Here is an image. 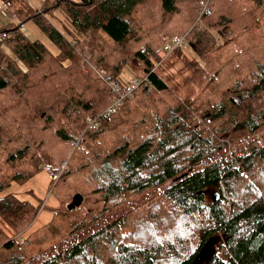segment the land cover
Returning <instances> with one entry per match:
<instances>
[{
	"label": "trees",
	"instance_id": "16d2710c",
	"mask_svg": "<svg viewBox=\"0 0 264 264\" xmlns=\"http://www.w3.org/2000/svg\"><path fill=\"white\" fill-rule=\"evenodd\" d=\"M204 1L44 0L0 29V264H264V141L252 136L264 132V0ZM30 22L46 39L21 28ZM177 37L188 49L162 64L158 51ZM180 60L190 91L165 75ZM133 80L114 105L110 83L124 92ZM249 135L235 164L228 147ZM46 166L61 206L1 196ZM154 187L86 239L35 259ZM77 193L83 204L69 210ZM41 210L53 220L23 238Z\"/></svg>",
	"mask_w": 264,
	"mask_h": 264
},
{
	"label": "rangeland",
	"instance_id": "374dc122",
	"mask_svg": "<svg viewBox=\"0 0 264 264\" xmlns=\"http://www.w3.org/2000/svg\"><path fill=\"white\" fill-rule=\"evenodd\" d=\"M18 2H19V4L25 3L24 0H18ZM205 2H209V0L204 1L203 3H205ZM203 3L201 5V7H202L201 14L202 15L203 14H210L211 10H210L209 5H207L208 6V13H205ZM219 11H221V10L219 9ZM237 16L241 18L240 14H237ZM216 19L217 18H213V19H211V21H216ZM55 23H58V22H55ZM18 24H20V22H18ZM23 27H25V25L21 24L22 29H23ZM250 28L251 29H257L255 23H253L250 26ZM24 31H26L31 36L32 39H34V38L46 39V37L42 34V32L32 22H30L29 24L26 25V28H24ZM3 34L5 35V37L8 36V33H3ZM3 37L4 36H0V38H3ZM184 49H188V47L184 48ZM191 56H194L193 53H191ZM173 57H174V55L171 53L164 54L162 64L169 62V60L173 59ZM242 64H243V66H241V67H244V66L248 67V66H250L249 65L250 61L249 60L245 61V59H244ZM183 66H184V62L182 60L177 61L173 65H168V66H166L165 75L168 78L169 82L173 86H175L176 88H179V89H182L185 91H190V89L187 86H186V88H184L185 87L184 81H185V77L188 75V72L187 71H183V72L179 71L180 69H182ZM159 69H160V67L157 69V71H159ZM126 77H127V75L122 76V80L126 79ZM253 104H254V108L259 107V105L257 103L253 102ZM43 116H44V114H42V117ZM143 119H146V122H145L146 125L152 126L151 120H149L148 118H143ZM138 120H139V117H131L129 119V124L132 126L133 122L138 121ZM126 126L127 125H124V128L122 130L125 134L127 133ZM252 136H253V138L260 139L261 142L263 143L264 132H259L258 134L256 133L255 135H252ZM251 138L252 137H250V135L245 137V139H243L240 142V145L239 144H230L228 147V150L226 152L227 158L233 160L235 162V164H238V161H236V158L240 157L242 154L240 151V146L246 145L248 143V141L251 140ZM204 165H206V164H204ZM204 165H200V166H198V168H201ZM207 165H209V164H207ZM238 167H240V166L238 165ZM48 169L51 170V172L53 173V176L51 175V173L49 172ZM241 170H242V168H241ZM58 176L59 175L55 173L54 169L46 166L44 168L43 172H40L39 174H37L34 178H32L24 186H20L16 182H13L11 187L7 191L3 192L1 194V196L12 193L17 198H19L20 200H23V197L27 196L30 200L35 201V202H32L30 200H24V201H29L36 206H39L41 204L43 207L49 206V207H56L57 208V207L61 206V201L56 196V193L53 190L55 184L52 185V180L56 179ZM18 190H20V191H18ZM55 190L61 191V190H63V188L61 186H58ZM160 191H161L160 187H154V188L148 190L147 192L139 195L135 200L124 203L123 205L117 207L111 213L104 215L103 218H101L98 221L94 222L93 224L87 226L86 228L84 227L82 230H78V232L67 237L64 240H59L54 246H48L43 255H42V250H40L41 255H37L35 257V259H38L40 256H45L46 259H48L49 257H53V255H57L59 248H61V247L65 248L69 245H73L75 243H78L79 241L86 239L88 236L92 235L95 231H97L100 228L106 226L107 224L117 220L119 217H121L125 213L132 210L136 205L141 204V203L149 200L153 196L157 195ZM77 194L82 195V193H77ZM17 195H19L20 197H18ZM21 195H23V197H21ZM40 202H42V203H40ZM53 217H54L53 214H51L47 211L41 210L38 217L36 218V221L25 232L22 233V237L23 238H29L31 235L37 233L44 226L49 224L53 220ZM69 230H70V228L67 227V231H69ZM60 237H63V235L60 234ZM207 252H208V249L205 250V254H207Z\"/></svg>",
	"mask_w": 264,
	"mask_h": 264
},
{
	"label": "built area",
	"instance_id": "2783aa9c",
	"mask_svg": "<svg viewBox=\"0 0 264 264\" xmlns=\"http://www.w3.org/2000/svg\"><path fill=\"white\" fill-rule=\"evenodd\" d=\"M203 5H204V12L205 13H208V6H207V4H203ZM180 47L187 48V41H186L185 37H182V38H179V37L174 38L170 43L166 44L158 52H160L161 54L164 55V54H167V53H172L173 51H175L177 48H180ZM110 86L112 88V91L115 94L120 95V97L117 98L114 101V103H113L114 105H119L120 103H122V100H123L124 97L130 95L135 89H137V87L139 86V83H138V81L133 80L130 83V85L128 86V88L124 92H121L120 86L116 82H114V81H112L110 83ZM95 121H97V120H95ZM93 125H95L97 127L98 123L93 122ZM49 172L53 176V173L51 172V170H49Z\"/></svg>",
	"mask_w": 264,
	"mask_h": 264
},
{
	"label": "crops",
	"instance_id": "0c3cea01",
	"mask_svg": "<svg viewBox=\"0 0 264 264\" xmlns=\"http://www.w3.org/2000/svg\"><path fill=\"white\" fill-rule=\"evenodd\" d=\"M43 1L44 0H24L25 3H29L35 8H40L43 4ZM7 2H10V4H8ZM21 5L22 4H19L18 0H0V29L7 26L8 24H16V25L18 24L19 19L17 18L15 11ZM24 28H26V26L23 27V29ZM17 196L20 197L19 195ZM21 197H23V195H21ZM23 200H30V199L27 196H25L23 197Z\"/></svg>",
	"mask_w": 264,
	"mask_h": 264
},
{
	"label": "water",
	"instance_id": "95a60500",
	"mask_svg": "<svg viewBox=\"0 0 264 264\" xmlns=\"http://www.w3.org/2000/svg\"><path fill=\"white\" fill-rule=\"evenodd\" d=\"M188 174H189V172L183 174L182 176L174 179L173 182H177V181L181 180L182 178L186 177ZM214 199H215V201H219L220 200V194L219 193H215L214 194ZM83 201H84V197L81 194H76L74 196L72 202L68 206L69 210H74V209L80 207L83 204ZM206 249H208V252H207V254H205V257H208L209 255L212 254L213 246H210L207 243L205 245V247H204V251H203L204 253H205ZM202 260H205V259H202Z\"/></svg>",
	"mask_w": 264,
	"mask_h": 264
}]
</instances>
